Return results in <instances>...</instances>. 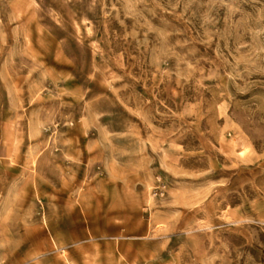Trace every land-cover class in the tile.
Returning <instances> with one entry per match:
<instances>
[{
	"label": "rangeland",
	"instance_id": "rangeland-1",
	"mask_svg": "<svg viewBox=\"0 0 264 264\" xmlns=\"http://www.w3.org/2000/svg\"><path fill=\"white\" fill-rule=\"evenodd\" d=\"M0 264H264V0H0Z\"/></svg>",
	"mask_w": 264,
	"mask_h": 264
}]
</instances>
